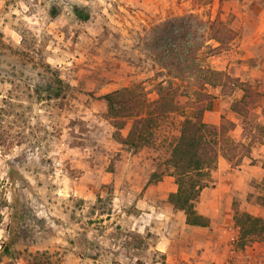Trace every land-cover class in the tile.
I'll return each instance as SVG.
<instances>
[{"label":"rangeland","instance_id":"rangeland-1","mask_svg":"<svg viewBox=\"0 0 264 264\" xmlns=\"http://www.w3.org/2000/svg\"><path fill=\"white\" fill-rule=\"evenodd\" d=\"M182 24L194 35L189 55L169 67L162 36ZM116 91L118 118L104 97ZM187 119L205 124L217 154L194 179L216 184L222 160L263 164L253 154L264 153V0H0V264L82 262L75 246L102 264H133L95 248L145 245L115 217L135 206L144 167L149 182L168 177L178 189L172 157ZM256 172L248 198L264 206ZM235 216L231 241L245 255L229 264H264V215Z\"/></svg>","mask_w":264,"mask_h":264},{"label":"crops","instance_id":"crops-1","mask_svg":"<svg viewBox=\"0 0 264 264\" xmlns=\"http://www.w3.org/2000/svg\"><path fill=\"white\" fill-rule=\"evenodd\" d=\"M253 155H255V159H261L258 157H262L264 160V153L255 152ZM261 160H257L262 165L258 166L259 168L256 167L257 165L244 162L239 168L234 169L231 168L230 161L222 160L220 162L214 172L218 181L211 187H204L198 201L199 206L197 209L209 218L210 225L208 226H197L188 223L185 211L175 208L170 200V194L177 191V188L168 177H164L158 182H149L151 172H147L146 167L138 170L140 183L139 180L132 181L135 189L131 192L132 201L135 205L133 209L122 206L120 207L121 214L116 215V213L107 212L106 215L108 217L107 221L112 220L114 218L113 214H115L118 223L122 222L128 226L132 222L133 235L135 237L140 235V240L143 243L146 240V243H144L146 246L134 244L131 248H128V245H122V249L112 251L113 249H107L104 245H101L100 248L96 246L95 249L101 251L102 255H104L102 252L105 250L107 254L120 255L123 261H127V259L134 256L132 258L133 264H143L139 259H144V264H180L181 262L183 264V259L189 261L186 264H229V257L232 258L237 253L241 255V251L237 250L231 241V238L236 239L239 236L241 229L235 219L237 212L264 215V206L260 203H254V200L248 198L247 183L250 176H246L249 171L257 169L256 177L264 179V162L262 164ZM127 171L120 172V174L128 177L130 170ZM236 175L242 176V180L237 183L234 180ZM141 183H143L142 186H139ZM244 191L247 193L246 198L243 195ZM238 195L240 196L239 201H237ZM123 196L125 197V195H121L119 199H123ZM78 222H80L79 219L72 218L70 220L72 224L78 225ZM141 228L147 233H142ZM133 235H130V238H133ZM126 237L121 236L115 239V237L106 236L114 244L119 243L123 238L126 239ZM29 246L30 251L41 249L38 244ZM69 250L70 255L74 257L77 256V253L80 255L82 251L85 252V257H80L83 259L82 262L74 261L69 262V264L103 263L99 260V257L90 258L88 256L92 252L90 253L91 248L87 246L84 249L75 246ZM147 253H149V256ZM130 254L132 257H130ZM243 254L245 255V253ZM95 255H98V252ZM154 256L161 258L162 261L155 259Z\"/></svg>","mask_w":264,"mask_h":264},{"label":"trees","instance_id":"trees-1","mask_svg":"<svg viewBox=\"0 0 264 264\" xmlns=\"http://www.w3.org/2000/svg\"><path fill=\"white\" fill-rule=\"evenodd\" d=\"M74 10L81 19L88 20L90 18V14L84 13L80 6L76 5ZM167 29V34L165 33L162 36V38L169 36V40L164 41L165 47L163 51L168 56L167 64L169 67L183 64L185 55H189L187 50L190 51V46H187L184 42H191L194 36L192 30L185 29L183 24L178 28L169 26ZM119 92H112L104 96L109 102L110 115L117 118L120 115L121 104L124 103L121 99H117ZM146 120L143 117L137 118L135 120V127L133 126L130 131V136L135 134L139 129V124H142L141 121ZM185 125L186 127H184L182 135L173 151L172 161L177 171L178 189L170 194V200L176 208L185 211L188 223L197 226H208L210 225L209 218L200 213L195 205V199L199 198L202 189L207 184L202 183L201 178L194 179L193 176L189 175L195 172L198 175L206 176L207 172L204 169L214 162L217 154L214 156V149L211 143L205 139V124L202 121L197 123V121L187 119ZM143 128L142 124L140 129ZM188 177L190 178L188 179ZM246 214L252 219V214ZM254 220L258 222L263 221L259 218H255ZM5 250L8 251V247H5Z\"/></svg>","mask_w":264,"mask_h":264}]
</instances>
